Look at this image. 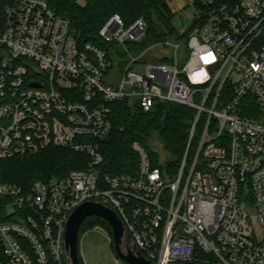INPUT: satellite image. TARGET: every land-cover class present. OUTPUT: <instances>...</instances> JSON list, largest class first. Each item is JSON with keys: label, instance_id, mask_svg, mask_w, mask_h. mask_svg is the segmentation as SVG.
Masks as SVG:
<instances>
[{"label": "built area", "instance_id": "1", "mask_svg": "<svg viewBox=\"0 0 264 264\" xmlns=\"http://www.w3.org/2000/svg\"><path fill=\"white\" fill-rule=\"evenodd\" d=\"M189 1L203 13L186 47L165 40L173 56L147 65L156 45L128 49L146 33L143 19L125 26L115 14L103 25L100 39L113 44L107 57L77 45L46 0L0 8V160L48 147L88 157L84 170L29 190L0 180L12 215L0 223V264H66L68 218L87 202L115 212L151 264H264V0ZM124 100L143 112L158 102L195 112L173 179L137 142L138 175L101 171L109 106Z\"/></svg>", "mask_w": 264, "mask_h": 264}, {"label": "trees", "instance_id": "2", "mask_svg": "<svg viewBox=\"0 0 264 264\" xmlns=\"http://www.w3.org/2000/svg\"><path fill=\"white\" fill-rule=\"evenodd\" d=\"M46 1L56 14L69 21L71 34L77 45L92 44L105 51L107 57L111 56L113 44L102 42L98 33L115 14L122 18L125 26H129L138 19H143L147 25V31L141 40L128 45V49L133 54L141 53L148 46L163 42L172 36L175 41H182L181 43L186 47L189 35L201 23L199 18H196L184 33L177 32L171 23L173 13L169 3L173 0ZM4 3L6 0H0V8ZM200 11L203 13L202 10ZM114 53L118 66H121L124 55L118 51ZM159 62L168 61L161 59ZM109 107L112 130L107 139L98 143L103 157L101 171L111 174L138 175L139 157L131 149V144L137 142L147 153L151 166L160 167L169 179H173L186 152L195 112L166 102L156 103L150 112H143L136 103H129L127 100L111 103ZM197 133L192 139L187 155L189 165L194 157ZM154 142L161 146L166 155L163 163L159 162L158 153L152 149ZM87 161L88 157L84 154L48 147L36 154L16 155L0 160V180L29 190L35 181L45 182L54 177H63L71 171H82ZM9 206L10 201L0 197V223L12 220ZM94 229H102L108 235L110 248L114 251L111 227L101 218H87L80 227L78 239ZM5 261L6 257L0 245V263ZM79 263L84 264L80 256Z\"/></svg>", "mask_w": 264, "mask_h": 264}, {"label": "rangeland", "instance_id": "3", "mask_svg": "<svg viewBox=\"0 0 264 264\" xmlns=\"http://www.w3.org/2000/svg\"><path fill=\"white\" fill-rule=\"evenodd\" d=\"M169 7L173 13L171 23L179 33L188 30L191 22L200 15L199 7L193 6L189 0H173L169 3ZM189 29L191 30V28ZM165 40L175 41L173 36ZM164 41L154 44L157 47L144 54L141 60L142 65L155 63L163 57L173 56L170 47L163 45ZM178 42L181 43L182 41ZM152 149L158 153L159 162L163 163L166 160V155L161 146L154 142L152 143ZM78 253L84 264H118V258L110 248V239L105 232L92 230L82 235L78 241Z\"/></svg>", "mask_w": 264, "mask_h": 264}, {"label": "water", "instance_id": "4", "mask_svg": "<svg viewBox=\"0 0 264 264\" xmlns=\"http://www.w3.org/2000/svg\"><path fill=\"white\" fill-rule=\"evenodd\" d=\"M31 87H39L31 84ZM90 217H98L111 227L112 245L116 257L126 264H151L137 250L123 223L110 208L95 202H87L76 208L69 216L64 233L66 264H80L78 233L82 223Z\"/></svg>", "mask_w": 264, "mask_h": 264}]
</instances>
